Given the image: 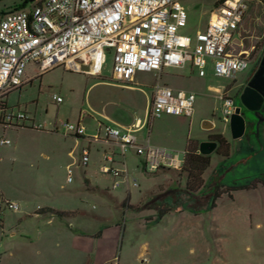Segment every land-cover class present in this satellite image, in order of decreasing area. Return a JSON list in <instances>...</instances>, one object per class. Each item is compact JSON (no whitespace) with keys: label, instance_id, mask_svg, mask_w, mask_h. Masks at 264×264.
I'll use <instances>...</instances> for the list:
<instances>
[{"label":"rangeland","instance_id":"rangeland-1","mask_svg":"<svg viewBox=\"0 0 264 264\" xmlns=\"http://www.w3.org/2000/svg\"><path fill=\"white\" fill-rule=\"evenodd\" d=\"M38 1L28 3L27 8ZM218 1L181 0L186 25L178 34L194 38L196 33L204 31L210 12L220 4ZM21 2L0 0V13L10 12ZM247 6L231 46L239 48L242 35L244 49L254 47L250 56L252 61L246 70L236 74L235 79L223 80L226 86H230L228 97L233 100L235 108L241 105L240 86L255 71L264 49V2L249 1ZM37 68L35 64L26 67L25 74L31 82L10 93L6 102L15 108V113L20 110L27 116L35 115L37 122H46L45 130L56 124L76 123L80 115L85 116L86 137L96 133V121H101L99 109L103 102H107V109L111 110L129 108L128 92L100 84L136 85L151 98L156 82V76L146 72H137L131 84L113 80V54L108 51H105L101 74L96 78L63 67L44 73ZM175 73V69H164L160 83L173 85L170 81ZM194 73L197 75V70ZM94 83L99 84L88 89ZM54 96L61 98L60 104L53 100ZM220 105H215L212 99L201 101L196 98L195 116L190 119L192 136H202L203 123L214 122V133L222 134L229 143V158L222 160L210 154L211 165L203 175L205 187L202 193L193 198L173 191L163 201L176 202L183 211H173L160 219L147 204L160 193V186L165 191L184 188L185 177L173 170L151 173L144 165V158L134 150H127L123 158L117 145L114 148L98 142L89 145L86 137L76 139L62 129L56 135L46 136L31 131L7 130L4 134L0 131V138L4 136L11 143L0 145V201L19 207L18 210L2 211L0 222L4 221L5 226L3 232L0 230V243L3 241L4 247L8 248L10 241H14V238L10 239L12 233L18 236L23 231L25 235H36L39 231L56 234L60 226L96 232L99 222L97 225L95 221L101 216L104 228L118 230L119 244L122 243V250H118L120 264H264V185L256 183L254 189L231 192V197L227 192L223 193L216 199V207L210 209L211 197L216 190L264 182V148L262 150L255 139L250 146L244 137L233 140L229 123L222 119ZM144 109V101L137 97L136 110L143 112ZM204 143L207 142H199V146ZM82 148H89L85 167L79 164ZM71 150H74L73 156L69 157ZM111 151L115 154L114 163L109 166L126 171L129 187L126 180L118 178L119 187L113 189V177L101 173L102 155ZM250 151H257V154H249ZM67 167L73 171L71 182H67ZM133 183L137 186L134 187ZM192 200L198 202L194 210L188 209L194 204ZM137 206L140 209H135ZM41 209L72 212L74 215L38 214ZM195 220L198 222L194 223ZM193 224H197L202 233L194 238L183 237L182 230ZM145 246L146 252L143 250ZM51 250L58 252L62 247ZM142 252L143 255L137 257ZM11 261L15 262L14 259ZM32 261L34 264H56L55 259L51 261L39 256Z\"/></svg>","mask_w":264,"mask_h":264},{"label":"built area","instance_id":"built-area-1","mask_svg":"<svg viewBox=\"0 0 264 264\" xmlns=\"http://www.w3.org/2000/svg\"><path fill=\"white\" fill-rule=\"evenodd\" d=\"M249 1L256 0H223L210 12L205 30L194 38L178 34L186 25L181 0H40L30 8L5 13L0 16V129L27 127V114L6 108L4 99L23 85L28 65H37L41 73L56 67L80 72L77 59L93 49L101 56L98 71L104 62V51H112V79L121 83L131 82L137 72H159L162 67L179 68L186 63H191L203 76L207 59L214 60V73L218 77L235 79L252 61L250 51L237 54L227 51ZM194 98L191 92L157 84L148 118L188 115ZM53 100L61 103L59 97ZM220 100L222 119L229 123L235 112L233 101L226 96ZM138 127V123L126 130L100 125L105 142L119 146L122 156L133 149L144 158L151 173L181 166L177 155L165 149L138 145L132 133ZM29 128L43 127L32 124ZM59 129L75 138H83L85 134L81 122L56 124L54 131ZM98 134L86 141L99 140ZM0 143L6 145L9 141L1 138ZM88 155V149L80 151L81 166L87 165ZM114 155L112 151L103 153L100 171L112 175L113 189L119 187L118 178L126 180L129 187L126 171L109 166L114 163ZM72 173L69 167L67 182H71ZM5 209L18 210V206L0 201V216Z\"/></svg>","mask_w":264,"mask_h":264},{"label":"crops","instance_id":"crops-1","mask_svg":"<svg viewBox=\"0 0 264 264\" xmlns=\"http://www.w3.org/2000/svg\"><path fill=\"white\" fill-rule=\"evenodd\" d=\"M240 38L242 42L240 44V47L239 48L234 47V46H231L230 44V46L227 49L228 53L237 54L238 52H242V51L253 52L254 47L249 48V49H244V46H243L244 38L242 37V35L240 36ZM105 51L112 53V51L110 50H105ZM105 51H104V61H105ZM256 57L258 58V56ZM77 63L81 66V69L82 67H87V70H81L80 73H83L89 77H94V78L99 77V75L101 74V68H102L103 63L101 64L100 70L97 73L91 72L90 70L91 63H90L88 55L79 57L77 59ZM213 64H214L213 59H207V63L204 69L203 76L199 75L198 69L194 67L191 63H186L182 67H179V68L162 67V69L159 72H148L149 74H153L154 77L156 76V82L154 86L152 87L153 93H152L151 98L143 89L139 88L136 85L127 86V85H122V84H106V83L100 84V85H108V86L120 88L128 92L130 94L129 95L130 102H128L129 108L124 111L119 110V109L111 110V109H107L108 103L103 102L101 105L102 107L99 109V120L101 121H96V126L94 130L96 133L93 134L92 136H89V137H95L99 133L98 134L99 140H94L90 143L88 142L87 143L91 145L92 143L98 142L99 144H102L105 146H111L112 148H114L116 145L105 142V140L103 139V134L100 129V125H107L113 128L118 127V128H121L122 130H126V129H131L133 126H135L138 123L139 127L137 129H133L132 133L134 137L136 138V143L140 146L149 145L151 147L165 149L173 153L174 155H177V158L180 162L183 161V152L185 151V148L188 142L190 141H195L198 143V145H199V142H207L211 144L210 150L213 149V151L206 155L215 154L217 144H214L212 139L214 137H221L225 141L227 140L222 134L216 133V132L214 133V131L216 130L214 122H210V121L204 122L203 123L204 134L202 136L199 135L193 138L192 129H191L192 121L190 120L195 116L194 104H195L196 98H200L201 101H204L205 99H212L213 103H215L216 105L219 103L221 104V100H220L221 96L228 97V90L230 86L229 85L226 86L224 84L223 80L226 78L218 77L214 73ZM166 68L176 70V73L173 77V81H170V83L173 84L171 86L162 85L160 83L161 74L163 70ZM194 70H197V75H195ZM134 77L132 81L129 82V84L134 82ZM30 82H31V78L26 77V74H25L23 85L16 90H20L24 85ZM98 84L99 83H94L88 89ZM157 84L161 86L169 87L173 90H183L186 92L193 93L195 98H194V103H193V107H192L190 114L183 115V116L162 115L154 119H149L148 110H149V106H150V103L152 101V97L154 94V87ZM210 94H213V96H211ZM9 95L10 94H8L7 97L4 99V104L6 108L10 110H14L15 108L13 106H10L6 102V99L8 98ZM137 97H139L140 99L144 101L145 109L143 112H138V110H136ZM57 104H60V103H57ZM220 109H221V105H220ZM17 111H20V110H17ZM84 117L80 115L77 122H81L83 124V121L85 120ZM202 117L205 118L206 116H202ZM28 118H29V121L28 123L26 122V126H27L26 128H21L17 130H12V129H7V130L13 131V132L31 131V132H36V134H40L41 136L56 135V133L59 132V130L54 131L55 125H52L50 129L45 130L44 126L46 122H43V120L41 122H37L35 115L32 117L28 116ZM149 121L151 123H149ZM32 124L42 125L43 128L41 130H34L32 128H29L32 126ZM84 129H85L84 137H86L87 130L85 126H84ZM7 130L0 129V131H2L3 134ZM84 137L76 138V139H84ZM1 138L8 140L4 136H1ZM0 145L7 146V145H11V143L9 141V144L4 145L0 143ZM129 150H133V149H129ZM73 151L74 150H71L70 152H68L69 157L73 156ZM198 152L199 154H201L200 146L198 147ZM88 153H89V148H88ZM125 155L124 156L121 155V156L124 158ZM68 168L69 167H67V169ZM160 170L164 171V169H160ZM106 175H109V174H106ZM109 176L112 177V175H109ZM217 191L218 190H216L215 192ZM164 202L167 203L168 205L170 203L172 206L178 205L176 202H173V203L168 202V201H164ZM188 209H189V206H188ZM182 211L183 210L180 208V206L176 207L175 212H182ZM63 213H72V212H63ZM195 215H197V213H195ZM103 220L104 218L99 216V221H95V224L97 225H98L97 222H99V227L97 226L98 228L96 232H86L82 228L65 229L64 227L60 226L56 234L55 233L48 234L46 232L39 231L36 235L34 234L25 235L26 232L23 231L21 232L22 235L18 236L17 233H12L11 234L12 236L10 237V239L14 238V241L13 240L10 241V243L8 244L10 245V247L5 248L4 247L5 245H3V241L0 243V264H34V262L32 261V258L38 257V256L47 258L48 260H51V261L55 259L56 264H120L118 250L119 249L122 250V243L121 245L119 244L118 230L110 229L113 227H107V226H105L104 228ZM51 221H54V220L52 219ZM196 222H198V220L194 221V223ZM4 226H5L4 221L0 222V230L2 232H3ZM106 230H109V231H106ZM201 233L202 232L199 226L197 224H193L191 228L182 230L181 235L188 239V238L197 237L198 234H201ZM53 247L58 248V249L62 247V250L55 252L51 250L53 249ZM7 249H10V251L7 252L6 251ZM145 249H146V246L144 247L143 250L145 251ZM142 255H143V252L139 253V256L137 257H141ZM12 259H14L15 262L11 261ZM144 259L145 258H143V261ZM184 263H187V261H185Z\"/></svg>","mask_w":264,"mask_h":264},{"label":"trees","instance_id":"trees-1","mask_svg":"<svg viewBox=\"0 0 264 264\" xmlns=\"http://www.w3.org/2000/svg\"><path fill=\"white\" fill-rule=\"evenodd\" d=\"M223 0H219L217 4L222 2ZM264 2V1H262ZM28 4H25L24 1L21 2L20 5L15 6L11 11L16 10H22L26 9ZM5 13H0V16H3ZM214 144H217V148L215 150V155L222 160H227L230 156V146L227 141H225L221 137H214L212 139ZM212 144V145H214ZM198 143L195 141L188 142L184 154H183V161L181 162V166L178 169H170V168H161L164 170H173L176 174H178L180 177H185V186L183 189L178 188L177 190H163L162 186H160V193L156 195L153 200H151L148 204V208H152L157 212V217L160 219L164 217L165 215L173 212L176 210V206H171L165 203L163 200L166 196L171 194L173 191L182 192L187 197H197L199 193L204 189L205 187V181L203 179L204 173L210 168L211 165V159L209 155H203L199 154L198 152ZM211 148V144L203 146L204 151H209ZM262 181L258 182H252L247 185H240L236 186L234 185L231 188H227L225 191H222L219 189L217 192H215L211 197V205L210 209H214L216 207L215 201L216 199L220 198L223 193L228 194V196L231 197V192L239 191V190H250L254 189L256 187V183H261ZM162 192V193H161ZM194 204L192 206L190 205L189 209L194 210L195 205L198 203L192 200ZM124 205V204H123ZM127 207H130V205H125ZM135 209H140V207H135ZM38 213H46L49 212L52 215L59 216V217H68L73 216L74 213H63V212H56L51 209H41L37 211Z\"/></svg>","mask_w":264,"mask_h":264},{"label":"water","instance_id":"water-1","mask_svg":"<svg viewBox=\"0 0 264 264\" xmlns=\"http://www.w3.org/2000/svg\"><path fill=\"white\" fill-rule=\"evenodd\" d=\"M35 0H27L28 3H32ZM81 70H87V67H82ZM263 76L262 84L264 86V62H261L257 72L254 74L253 79L248 83L247 87L244 89L242 94L240 95V103L241 106L250 110V111H258L261 107V103L264 98V88L260 89L256 87V83L260 81V78ZM229 128L231 137L233 140H237L243 137L245 133V120L241 115L240 106L235 108V112L232 114L229 120ZM209 143H204L200 145V153L201 154H209L213 151H204L203 146L208 145Z\"/></svg>","mask_w":264,"mask_h":264},{"label":"flooded vegetation","instance_id":"flooded-vegetation-1","mask_svg":"<svg viewBox=\"0 0 264 264\" xmlns=\"http://www.w3.org/2000/svg\"><path fill=\"white\" fill-rule=\"evenodd\" d=\"M27 1V0H22ZM25 4H28L26 2ZM261 62H264V49L260 53V58H259V63L255 69V71L252 73V75L245 81V83L240 86V91H239V96L242 94L244 89L247 87L248 83L253 79L254 74L257 72ZM263 76L260 78V81L256 83V87L263 89L264 86L262 84V79ZM241 108V115L243 116L245 120V133L243 137L246 139L247 144L250 146V143L253 139L257 140L260 145L261 149L263 150L264 148V98L261 103V107L259 108L258 111H250L243 106L240 105ZM249 154H257V151H250ZM250 157V156H248ZM211 184V183H210ZM209 184V185H210ZM218 188V186H217Z\"/></svg>","mask_w":264,"mask_h":264},{"label":"bare ground","instance_id":"bare-ground-1","mask_svg":"<svg viewBox=\"0 0 264 264\" xmlns=\"http://www.w3.org/2000/svg\"><path fill=\"white\" fill-rule=\"evenodd\" d=\"M88 56H89V60H90V63H91V72H97L98 69H99V64H100V61H101V56H100V53L98 50H89L87 51L86 53Z\"/></svg>","mask_w":264,"mask_h":264}]
</instances>
